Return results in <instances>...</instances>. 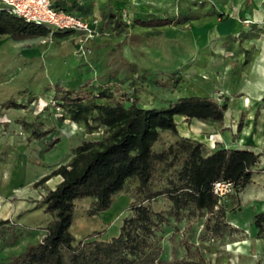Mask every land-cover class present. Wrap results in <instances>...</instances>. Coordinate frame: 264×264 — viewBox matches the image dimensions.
Here are the masks:
<instances>
[{
	"label": "rangeland",
	"instance_id": "rangeland-1",
	"mask_svg": "<svg viewBox=\"0 0 264 264\" xmlns=\"http://www.w3.org/2000/svg\"><path fill=\"white\" fill-rule=\"evenodd\" d=\"M54 2L69 11L66 0ZM102 6L118 12L120 22L102 24L88 40L79 33L54 28L46 36L25 39L21 60L24 80L13 76L12 83H7L10 85L0 87V221L8 220L0 226V262L44 237L43 230L51 217L41 214L42 207L33 206L47 190L55 188L60 178L52 177L43 188H34L33 183L68 162L72 149L82 140L101 136V130L86 133L83 125L58 121V113H52V108L44 110L56 89L88 85L110 86L127 96L136 89L144 108L165 107L177 97L189 95L226 101L223 127L175 118L181 136L201 138L209 151L225 145L234 147L253 112V130L248 129L244 143L260 153L259 162L252 183L240 191L231 190L232 196H228L226 220L240 231L221 239H202L201 221L196 218H184L180 223L170 219L159 231L163 260L173 258V245L178 258L185 256L183 242H187L199 246L209 264H233L229 241L254 238L253 216L264 212V0H90L83 12L91 9L94 13ZM179 14L185 16L181 23L161 28L140 27L133 21ZM121 58L136 65L135 83L128 68L120 63ZM172 72L183 77L178 87L157 83L167 80ZM240 114H244V122L237 134ZM226 133L233 134L222 139L221 134ZM234 134L237 137L233 138ZM53 139L55 143L48 149ZM173 139L163 132L155 147L162 148ZM134 184L129 182L106 210L95 215L87 212L93 198L77 200L70 226L76 241L99 231L102 233L97 239L116 236L129 213ZM152 204L156 210H167L169 206L162 197ZM237 262H242L240 256ZM254 264H261V259H255Z\"/></svg>",
	"mask_w": 264,
	"mask_h": 264
},
{
	"label": "trees",
	"instance_id": "trees-1",
	"mask_svg": "<svg viewBox=\"0 0 264 264\" xmlns=\"http://www.w3.org/2000/svg\"><path fill=\"white\" fill-rule=\"evenodd\" d=\"M66 1L69 11L85 15V3ZM55 5L61 7L58 3ZM118 15L100 8V17L106 26L113 20L119 23ZM184 17L183 14L150 16L133 21L140 27L161 28L181 23ZM50 30L45 24L27 21L0 5V35L26 39L46 36ZM120 63L128 68L131 82L135 83L136 65L123 58ZM183 81L180 74L172 72L167 80H157V83L176 88ZM126 102L130 104L125 105ZM51 108L52 113H58L60 122L69 120L83 125L86 133L100 130L102 133L100 138L82 140L72 149L68 162L59 164L33 183L34 188H43L52 177H61L55 188L47 190L35 206L42 207L51 217L46 233L41 240L28 243L22 252L0 264H209L201 248L187 242H183L185 256L178 258L177 247L173 245V258L163 260L161 225L168 224L170 219L176 223L184 218L199 219L202 239H221L240 231L226 220L229 200L219 204L213 184L229 181L233 191L244 189L252 183L260 153L249 148L223 146L209 151L204 142L181 136L175 120L183 116L187 121L197 119L223 127L228 109L226 101L191 95L170 101L165 107L144 108L139 104L136 89L127 96L110 86L82 85L73 90L56 89L44 110ZM243 122L244 114H241L237 134ZM163 132L174 139L158 149L155 144ZM54 143L51 140L47 148L51 149ZM132 181L135 184L129 213L122 219L118 234L110 239H97L102 233L99 231L76 241L70 232L75 202L93 198L87 212L95 215L106 210L116 194L125 191ZM161 197L169 202L167 210H156L152 204ZM5 223L8 220L0 221V226ZM252 223L256 237H264V212L256 213Z\"/></svg>",
	"mask_w": 264,
	"mask_h": 264
},
{
	"label": "built area",
	"instance_id": "built-area-1",
	"mask_svg": "<svg viewBox=\"0 0 264 264\" xmlns=\"http://www.w3.org/2000/svg\"><path fill=\"white\" fill-rule=\"evenodd\" d=\"M86 3L90 0H79ZM0 5L10 13L27 21L45 24L56 30L79 33L84 40L92 38L102 26L101 18L96 14L78 15L55 5L54 0H0ZM232 190L229 181H217L213 184V193L219 204L226 203Z\"/></svg>",
	"mask_w": 264,
	"mask_h": 264
},
{
	"label": "crops",
	"instance_id": "crops-1",
	"mask_svg": "<svg viewBox=\"0 0 264 264\" xmlns=\"http://www.w3.org/2000/svg\"><path fill=\"white\" fill-rule=\"evenodd\" d=\"M100 8L101 7H98L97 12L92 13L93 11L89 9L87 13H83V14L85 15L86 14H96L100 17ZM101 22L103 24L102 19H101ZM24 40L25 39H13L9 35H0V87L1 86L7 87L6 85H10L12 83L13 76H16L17 78L19 77L20 80H24V66H23L24 64L21 62V60H23L22 57L24 56ZM262 77H264V74L262 75ZM7 83H10V84H7ZM263 90H264V81L262 82L261 92ZM259 94L261 95V93ZM0 101H2L1 97H0ZM248 103H249V99H247V104ZM253 115L254 114L252 112L248 116L249 122H248V125H246V129L244 130L245 134H243V132L242 134L240 133V135L236 139L237 144H235L234 147L232 148H248L247 145H245L247 143H244V142L249 136V133H250L249 130H253V126H252ZM178 117H181L182 119H184L183 116H178ZM233 133H228V134L226 133L224 136L223 134H221V137L222 139L224 138L226 139L228 135L231 136ZM184 137H189V136H184ZM195 139L203 142L201 138H195ZM224 147H231V146L225 145ZM59 178L60 179L58 182L61 181L60 176ZM33 208L35 209V206H33ZM41 214L44 215L43 211H41ZM45 215H49V214H45ZM43 231L46 233L45 229ZM228 247L229 249H231L230 251H232L231 253H233V256L235 257V259H231L233 261V264H236L235 261L238 260L239 256L242 262L241 263L237 262L238 264H254L255 259H261V264H264V237L257 238L256 234L254 238H249L247 236L241 237L240 239L236 241H232V242L229 241Z\"/></svg>",
	"mask_w": 264,
	"mask_h": 264
},
{
	"label": "bare ground",
	"instance_id": "bare-ground-1",
	"mask_svg": "<svg viewBox=\"0 0 264 264\" xmlns=\"http://www.w3.org/2000/svg\"><path fill=\"white\" fill-rule=\"evenodd\" d=\"M244 134H245V132H244Z\"/></svg>",
	"mask_w": 264,
	"mask_h": 264
}]
</instances>
